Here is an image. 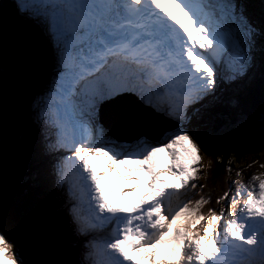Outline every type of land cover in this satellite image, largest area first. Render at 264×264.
<instances>
[{
	"label": "snow or ice",
	"instance_id": "snow-or-ice-1",
	"mask_svg": "<svg viewBox=\"0 0 264 264\" xmlns=\"http://www.w3.org/2000/svg\"><path fill=\"white\" fill-rule=\"evenodd\" d=\"M11 10L47 39L51 71L32 97L29 134L11 150L0 136V179L41 169L64 229L51 255L33 258L0 204V264H264V178L253 173L234 193L230 181L216 198L230 205L209 206L207 217L211 195L192 199L206 186L202 150L255 125L238 92L264 75V9L249 0H12ZM258 119L264 126V104ZM110 176L121 182L115 201Z\"/></svg>",
	"mask_w": 264,
	"mask_h": 264
},
{
	"label": "rangeland",
	"instance_id": "rangeland-1",
	"mask_svg": "<svg viewBox=\"0 0 264 264\" xmlns=\"http://www.w3.org/2000/svg\"><path fill=\"white\" fill-rule=\"evenodd\" d=\"M249 3L252 5L253 10L259 13V11L256 8H264V0H249ZM12 12V11H11ZM10 12V13H11ZM14 25V24H13ZM16 26V25H14ZM38 40V38L35 36V41ZM1 43V42H0ZM1 52V50H0ZM20 53L19 48L11 47L9 49L8 57L2 58L0 54V136L3 137L5 144L8 146V148L11 150L13 149L18 143L21 142L22 135L26 136L24 133L23 128H30V125H27L24 121L25 118L21 119L19 116H25V114H19L17 111L20 110L24 111V108L19 104V102H15L14 100L17 98L25 97L26 99H31L32 90L29 92V97L27 96V93L22 92L26 90V86L20 84L24 81V83L31 85L29 88L32 89L33 87H42L43 80L39 78L38 75H33V77H23L19 79L20 75L18 74L17 69H20L19 65V54L16 56V54ZM16 56V57H15ZM20 57L24 58L23 54L20 55ZM254 78V77H253ZM253 78L249 81H246L241 88L239 89L238 94L241 95L245 92V88H249L253 86ZM3 79L5 81H3ZM15 79V80H14ZM34 79H38L35 82ZM43 79L47 80V77H43ZM20 85L22 88V91L14 88L13 93L11 94V97L8 96V91L10 90L8 87L12 84V82ZM21 81V82H19ZM260 85H254L256 88H260L264 86V80L261 82ZM35 89V88H33ZM243 89V90H242ZM7 100H13L8 101ZM4 103L3 106H1V103ZM14 104V105H10ZM247 106V102L244 103ZM5 106V107H4ZM10 108V111L7 112V109ZM7 113V116L9 118V125L10 127L14 128L15 134H11L10 138H8L4 128H3V117L4 113ZM214 120H212L213 122ZM30 122V121H29ZM217 127L221 126V123H215L213 122ZM255 124H260L259 121ZM161 127L167 128V125H160ZM9 127V128H10ZM254 129V127H252ZM171 130V129H168ZM251 130V128L249 129ZM19 131H21L22 135L19 139L16 138V135H18ZM30 131V129H29ZM258 131L261 132L262 137L261 139L264 140V128H260ZM155 134V133H154ZM166 134V133H165ZM228 135H224L219 141L209 144V147L212 149L211 153L204 152L202 150V169L203 172L200 175V183L206 185L203 190H194L195 196L192 197V199H197L200 196H208L210 193L213 194V197H211V203L210 205L204 206V213L207 217L208 207H212L215 209L217 213H219L220 209L222 207L227 208L230 205L225 204L223 201H221L219 204L216 203V198L218 196L223 195V193L228 190L229 188V182L235 181V183L231 184L232 193L235 192L236 187L238 185H244L249 180L250 176L255 173L260 175L262 178H264V167H261V165H264V146L263 147H255L254 150L255 153H247L246 157L237 163H235L236 157L233 155L234 151L233 148H236L237 145H233L230 139H228ZM247 136L246 133H242V137ZM11 138L14 141V145L12 143ZM158 139H163V134L158 135ZM256 144H261V141H257ZM229 149V154L226 158L223 159H217L218 151L221 149ZM215 159V163L212 164V159ZM237 160V159H236ZM100 162L104 163L102 158H94L93 163ZM209 166L206 167V165ZM212 165V166H211ZM216 166H219V168L222 171L221 177H220V183L218 187L215 189L218 194L214 195V190L212 185V182L210 181L211 175L215 174V168ZM229 166L231 167V172L228 171ZM244 168V169H243ZM237 172H239V175H237ZM242 173L243 175H241ZM24 180H28L29 187H32V191L36 193V185H41V191L43 194H41V197L38 198V203L42 206L40 207L41 210L45 211V215L43 213V217H40L37 213L36 209L32 207L31 205H28L27 209L25 211V208L22 206V197L25 200L24 192L21 190V181L19 178V175L16 173H12L11 170L8 172V174L3 178L0 179V204H7L12 213L14 214V217L16 219V222L19 226L22 227L23 233L25 234L27 240L32 245L33 252L36 256L42 255L43 258L45 255V250L49 249L51 251V254L53 253V249L51 248V242L58 238L64 229V223L62 220L61 213L58 211V205L56 203H53L54 201H51V197L55 194L51 188L50 181L48 177L45 175V173L39 169V168H33L31 171L24 173ZM108 183L111 184L114 193H118L120 190V181L113 179L111 176L108 177ZM21 190V194H20ZM139 193V192H137ZM216 193V192H215ZM135 194V193H134ZM54 210L55 216H52L50 213ZM50 211V213H49ZM54 213V212H53ZM30 216L32 220L30 219ZM203 227V224L196 226V228L193 229V231H199ZM16 228V227H15ZM203 235V233H200ZM11 237H15L13 235H10ZM19 236V234H18ZM6 239L9 244L13 245L15 247V241L12 238H9V236H6ZM42 249L43 251H41ZM45 255V256H44Z\"/></svg>",
	"mask_w": 264,
	"mask_h": 264
},
{
	"label": "trees",
	"instance_id": "trees-1",
	"mask_svg": "<svg viewBox=\"0 0 264 264\" xmlns=\"http://www.w3.org/2000/svg\"><path fill=\"white\" fill-rule=\"evenodd\" d=\"M0 47L2 49L1 44H0ZM29 55H33V52L31 53V51H30ZM35 57H36V54H34L33 58L29 57L28 55H27V57L24 56V58L19 57L18 62L20 65V69H17L18 74L20 75L19 79L28 76V74L30 77H33V75H37L38 65L33 61L35 64V67H36L35 68L31 62V60H34ZM259 77L264 78V75H262L260 72ZM14 80L12 83H14ZM260 81H262V80H260ZM19 82H21V81H19ZM248 92H249L248 98H245V97L244 98L247 102V107L252 109L254 114L256 115L257 119H256L255 123H257V121H259L258 116H259V111H260L261 105L264 104V86H262L260 88H256L254 86L253 89L252 90L249 89ZM222 111L225 112L226 111L225 108ZM230 111H231V109H230ZM1 114L2 113H0V115ZM215 116L217 117L218 123H221V124L224 123L223 119L220 116H218V115H215ZM8 120H9V118L7 116V113H5V115L3 117V128H4L8 138H10L11 131L9 128L10 125H9ZM253 127H254V129L251 128V130L244 132L247 134V136H245V137H242V134H230V135H228L227 138L230 139L231 142L233 143V145H231V146L237 145L236 148H233V151H234L233 155L237 159V160L235 159V163L242 161L246 157L247 153H255L256 151L254 150V148L256 146L260 147V148L264 146V140L261 139L263 134H261V132L258 131L260 128H264V126L259 125V124H255ZM10 141H12L13 145L15 144L12 138ZM257 141H261V144H256ZM229 152L230 151L228 148L221 149L218 151L217 157H219V159L226 158L228 156ZM216 160H218V159H216ZM214 163H215V159H214V155H213L212 164H214ZM215 169H216L215 174L211 175L210 181L212 182L211 186L213 187L214 195H217L218 192L215 189L218 187V185L220 183V180H221L220 177H221L222 171L219 168V166H216ZM11 172L18 174L15 169L11 170ZM29 183H31V182H29L28 180H24V181L21 180V190L24 192L23 196H25V200L22 197V206H23V208H25V211H26V210H28L27 206L31 205L32 207H34L36 209L39 216L43 217V213L45 215V211H44V209H43V211L41 210L40 207H42V206L38 203V198L41 197V194H43L41 191V185L40 184L36 185V187H35L36 193H34L32 191V187H29ZM21 190H20V194H21ZM210 195H211V197H213L212 193H210ZM30 219L32 220L31 216H30ZM45 255L46 256L51 255V251L49 249H46ZM41 257H43V256L41 255Z\"/></svg>",
	"mask_w": 264,
	"mask_h": 264
},
{
	"label": "bare ground",
	"instance_id": "bare-ground-1",
	"mask_svg": "<svg viewBox=\"0 0 264 264\" xmlns=\"http://www.w3.org/2000/svg\"><path fill=\"white\" fill-rule=\"evenodd\" d=\"M0 4H1V6H5L6 8V11L9 13V15H8V18L10 19V21L11 22H13L14 24H16V25H19L20 24V22L15 18V16L13 15V13L11 12L12 10H11V5H12V1L10 0V1H8V0H0ZM11 12V13H10ZM34 33L36 34V35H38L40 38H43V36L38 32V31H34ZM15 34L16 35H19V36H22V33H20V31L18 30V29H16L15 30ZM12 37H14V35H12ZM24 37H26V36H24ZM27 38V37H26ZM30 43H28L27 44V46H26V48H27V50H29V51H31V53L33 52V55L34 54H36V57H35V59L34 60H31V62H32V65L35 67V64H34V62L38 65V72H37V75L39 76V78H41L42 80H43V83H45V81H46V79H43V77H47L48 78V75H49V73H50V71H51V68L50 67H48V65H47V63L45 62V56L43 55V54H40V53H38L37 51L35 52V50H31V47H30V45H29ZM25 57H27V53L26 52H23L22 53ZM34 61V62H33ZM36 68V67H35ZM28 76H29V74H28ZM28 76H26V77H28ZM30 77V76H29ZM3 81H5L4 79H3ZM42 86H43V84H42ZM35 88H38V89H40L39 87H35ZM250 88V87H249ZM243 90V89H242ZM248 90L249 89H247V88H245V92H248ZM238 96H239V94H238ZM225 110H226V112H229L230 111V109H231V105H229V104H226L225 105ZM213 123V122H212ZM93 164H97L96 166L99 168V166H101L102 165V163H100V162H95V163H93ZM244 169V168H243ZM241 175H243L242 173H240ZM142 190V189H141ZM244 199H246V196L244 197ZM14 232H15V230H14V228H11L10 230H9V236L10 235H13L14 236ZM27 246L28 247H30L31 246V244L29 243V241L27 242Z\"/></svg>",
	"mask_w": 264,
	"mask_h": 264
},
{
	"label": "water",
	"instance_id": "water-1",
	"mask_svg": "<svg viewBox=\"0 0 264 264\" xmlns=\"http://www.w3.org/2000/svg\"><path fill=\"white\" fill-rule=\"evenodd\" d=\"M14 213V212H13ZM14 228V230H15V232H14V236L16 237V238H19V236H18V231H17V229L15 228V227H13ZM27 242H28V240H27ZM41 251H43L42 249H40ZM27 253L29 254V255H31L33 258H43V257H41V255L39 254V256H36L35 255V253L33 252V249H32V245L30 246V247H28L27 246Z\"/></svg>",
	"mask_w": 264,
	"mask_h": 264
}]
</instances>
